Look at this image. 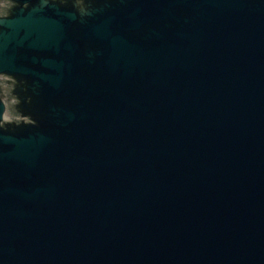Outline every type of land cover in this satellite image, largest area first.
Returning a JSON list of instances; mask_svg holds the SVG:
<instances>
[{
    "label": "water",
    "instance_id": "obj_1",
    "mask_svg": "<svg viewBox=\"0 0 264 264\" xmlns=\"http://www.w3.org/2000/svg\"><path fill=\"white\" fill-rule=\"evenodd\" d=\"M0 264H264V0H0Z\"/></svg>",
    "mask_w": 264,
    "mask_h": 264
}]
</instances>
